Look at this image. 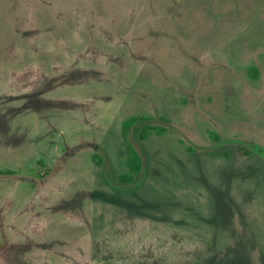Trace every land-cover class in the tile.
Returning <instances> with one entry per match:
<instances>
[{"label": "rangeland", "instance_id": "rangeland-1", "mask_svg": "<svg viewBox=\"0 0 264 264\" xmlns=\"http://www.w3.org/2000/svg\"><path fill=\"white\" fill-rule=\"evenodd\" d=\"M1 168L0 264H264V0H0Z\"/></svg>", "mask_w": 264, "mask_h": 264}, {"label": "trees", "instance_id": "trees-1", "mask_svg": "<svg viewBox=\"0 0 264 264\" xmlns=\"http://www.w3.org/2000/svg\"><path fill=\"white\" fill-rule=\"evenodd\" d=\"M249 72L253 77H256L257 70L255 67H250ZM148 118H150V117H147L145 115H139V116L129 115V116L125 117L121 122V135H122V139H123L124 146L126 149V165L129 169V172L121 173L119 175V179L122 181H126V182L132 181L134 179V174L136 172H139L143 168V164H144L143 158H142L140 152L138 151V149H136L135 145H133L132 142L130 141L129 133H130L131 127L135 123H137L138 120L148 119ZM161 119L164 121H168V119L165 117H161ZM167 131H168L167 126L147 122L140 129L139 137L142 140H145L152 133L162 135V134L166 133ZM209 134L213 135L215 138H218V136L214 132H209ZM245 151L249 152V150H247V149H245ZM92 159L97 163L101 162V157L97 153L92 154ZM37 164L39 165L40 168L45 166V163L40 159L37 160ZM10 173H14V170L9 169V168L8 169L7 168H1L0 169V174H10Z\"/></svg>", "mask_w": 264, "mask_h": 264}]
</instances>
